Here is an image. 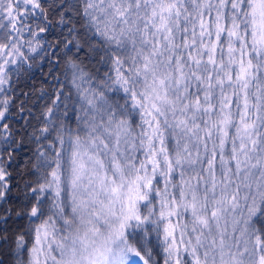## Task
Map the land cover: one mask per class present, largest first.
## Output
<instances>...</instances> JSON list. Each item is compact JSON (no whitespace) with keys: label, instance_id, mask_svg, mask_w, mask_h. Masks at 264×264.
Segmentation results:
<instances>
[{"label":"snow or ice","instance_id":"6c2138e0","mask_svg":"<svg viewBox=\"0 0 264 264\" xmlns=\"http://www.w3.org/2000/svg\"><path fill=\"white\" fill-rule=\"evenodd\" d=\"M0 243L11 264H264V0H0Z\"/></svg>","mask_w":264,"mask_h":264},{"label":"trees","instance_id":"16d2710c","mask_svg":"<svg viewBox=\"0 0 264 264\" xmlns=\"http://www.w3.org/2000/svg\"><path fill=\"white\" fill-rule=\"evenodd\" d=\"M49 0H42V4L47 7ZM67 19V16L65 17ZM49 19L51 20V26L47 33L42 34L45 39L49 41H53L57 37H63V35L67 32L68 27H71V24H60L58 23L59 20V11L52 12L49 15ZM83 22L77 20L76 24L79 27ZM75 47H73V52H75ZM99 56L100 54L97 53L94 58L91 57L89 54L87 46L79 52L78 57H76L78 60H80L85 68V71L91 73L93 76H96L97 79H102L104 76V73L109 71V68L107 66H101L99 64ZM50 64L47 60L41 61L39 57H37V65L34 66L31 69H27V65H25V71L24 74L21 77V81L18 87L19 90L23 91H29V92H35L34 96H31L29 98L28 107L32 108L33 112V118L31 120V124L35 125V127L39 128L41 125L36 122L35 117L39 116L42 110L43 106H46L51 102V96L43 99L38 100L37 98L40 96L39 89L44 88L51 93L50 84L49 81L51 80V77H49L47 74L49 73ZM57 73L53 72L52 75H56ZM59 85H57L58 87ZM65 91H68V88H65ZM36 100L37 102L33 105L31 101ZM15 108H13V112H15ZM27 115V113H25ZM24 123L23 120L15 121L14 127L19 128L20 125ZM70 125L74 126L75 123V117L73 116L72 120L69 121ZM31 131V126L28 129ZM22 133L17 132L16 137L17 139L21 138ZM24 144L23 146L18 150L15 156V160L11 164L9 171L12 172V180L11 183L13 185V191L10 194L9 198V204H18L19 202L15 200L16 194H17V183H22L21 180V173L24 171V166L26 160H28L30 157L33 156L32 150L35 148V143L28 141L27 137L24 136ZM31 165H28V168H30ZM24 179H33L31 176H25ZM51 195V194H50ZM50 203V201L46 202ZM7 207L8 205H4ZM47 215V213H46ZM27 223V218H21V219H9L8 221V231L11 235L14 232L19 231L20 229L24 228ZM11 247V244H4L0 243V260H3V264H11V257L8 255L9 249Z\"/></svg>","mask_w":264,"mask_h":264}]
</instances>
